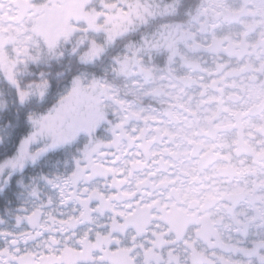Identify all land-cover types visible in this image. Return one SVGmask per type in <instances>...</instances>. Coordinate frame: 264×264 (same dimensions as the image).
<instances>
[{
    "label": "snow or ice",
    "instance_id": "6c2138e0",
    "mask_svg": "<svg viewBox=\"0 0 264 264\" xmlns=\"http://www.w3.org/2000/svg\"><path fill=\"white\" fill-rule=\"evenodd\" d=\"M0 264H264V0H0Z\"/></svg>",
    "mask_w": 264,
    "mask_h": 264
}]
</instances>
